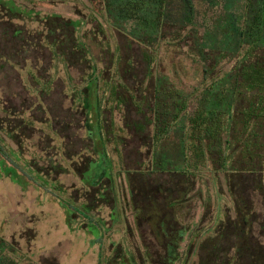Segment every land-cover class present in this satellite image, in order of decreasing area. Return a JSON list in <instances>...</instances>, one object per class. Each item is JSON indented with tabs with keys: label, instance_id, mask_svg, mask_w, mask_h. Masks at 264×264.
Listing matches in <instances>:
<instances>
[{
	"label": "rangeland",
	"instance_id": "1",
	"mask_svg": "<svg viewBox=\"0 0 264 264\" xmlns=\"http://www.w3.org/2000/svg\"><path fill=\"white\" fill-rule=\"evenodd\" d=\"M192 1L196 9V20L202 32L204 26L210 23L215 9L205 0ZM15 2L20 8L32 11L35 15L14 21L12 28L21 29L25 36L27 34L30 38H36L35 32L45 33L46 25L43 21L47 17L57 16L61 20L78 21L82 24L78 35L89 45L91 58L83 60L84 57L70 59L66 57V62H62L64 59L39 47L28 54H23L22 59L26 58V64L22 60H13L11 64L15 66L9 67V62L6 64L0 60V142L2 143L0 150L7 155H12L11 151H14L16 153L14 155L21 161L19 165L25 167L26 163L34 173L36 171L45 175L46 171H50V166L53 167L56 171H53V176L51 178L48 176V179L55 181L65 190L64 199L83 202L80 198L83 195L79 183L80 176L85 166H88L95 157V153L92 152L93 141L87 136L90 130L86 123L88 111L84 110L81 99H85L88 93L84 79L93 67L99 80L98 86L96 83L91 86L92 91L85 101L90 111L89 124L96 138L98 128L102 136L107 133L103 124L110 131L107 154L112 162L118 188L121 187L124 195H128L131 187L126 182L131 177L126 173H134L138 171L139 165H142L140 174L146 172L145 180L149 184L147 187L155 197L154 201L159 204L160 210L165 213L173 229L172 234L177 236L180 231L184 233L178 245L180 260L174 264H196L200 257V249L196 254L197 242L193 244V238L196 234L200 236L199 239L208 234V230L215 226L218 219L224 218L226 213L233 217V209L230 210L232 206L228 198L225 197L222 201L216 200L213 187L209 183L205 184V181L198 180V171H201L202 167L199 168L197 164L194 165L195 168H199L196 172L197 182L193 185L189 197L175 208L174 212L166 209L164 204L180 199L178 194H183L185 190L179 184L169 182L168 174L154 172L156 169L164 168V164L159 163L152 170L150 167L153 128L147 126L145 121V117L149 114L143 116V109L139 110L127 93L133 92L139 100L143 97L149 99L151 88L144 83L146 64L142 61L140 47L134 43L128 44L124 36L114 30H108L98 0H15ZM37 39L41 38L37 37ZM46 42L50 41L46 40ZM37 43L39 46L44 44L40 40H37ZM12 49L13 47L8 44V50ZM159 55L162 56L160 65L164 66L163 71L171 80L177 77L180 83L190 90L198 85L200 77L191 58L178 53L177 58H172V54L168 52L165 54L164 50H161ZM116 57L120 58L117 65L120 69L113 67V60ZM25 66L28 68L21 71ZM33 67L34 71L31 73L29 68L33 69ZM116 75H119L124 84L123 88L119 89V99L124 103L128 102L127 107L114 102V98L108 96V93L105 94L103 82L114 76L117 78ZM102 108L103 119L100 112ZM49 138L53 140L50 142ZM242 155L239 154L238 158ZM72 162H76L74 166L79 164L80 167L77 166L78 169L74 170L71 168ZM202 170L201 175H207L204 169ZM2 172L6 173L7 170L0 169V174ZM260 173L264 176V170ZM2 176L3 178H0V239L17 250L13 251L19 252L9 253L5 264H98L99 258L103 264L104 258L122 255V247L127 248L128 257L132 262L120 258L109 264H143L145 258L150 264H167L164 251L155 244L148 227L153 226L154 234H160L155 229L153 221L157 210L151 206L146 215L143 207L147 204L138 195L132 194L133 198H131L129 194L130 198L126 199L125 204L120 205L126 220L121 221L117 226L112 227L108 220V208L99 209V215L109 231L98 240L100 242L98 243L85 230L86 227L82 225L85 220L82 218H74L82 225H78L77 230L69 228L64 212L54 199L50 187H44L41 183L36 186L30 185L27 182L18 185L5 177L6 174ZM37 179L40 180L38 177ZM247 185L242 196L245 197L246 202L253 201L255 204L253 213L256 214L255 218L260 227L263 224L264 204L261 202V196L255 194L257 192L248 178ZM168 189L171 195L165 196ZM158 191L162 195H159ZM55 194L63 193L55 191ZM166 198L169 200H165ZM159 230L163 231V226L159 227ZM254 230L257 234L256 227ZM89 231L92 234L96 233L95 228H90ZM170 231L172 232L171 229ZM263 231L257 235L260 242L264 235ZM256 239L258 242V238ZM193 245L195 248L190 250Z\"/></svg>",
	"mask_w": 264,
	"mask_h": 264
},
{
	"label": "trees",
	"instance_id": "2",
	"mask_svg": "<svg viewBox=\"0 0 264 264\" xmlns=\"http://www.w3.org/2000/svg\"><path fill=\"white\" fill-rule=\"evenodd\" d=\"M205 1L215 10L210 23L200 32L192 0H98L108 30L121 34L128 44L134 43L141 49L142 61L146 64L144 83L151 88L149 99L143 97L139 100L133 92L127 93L137 108L143 109V116L149 114L145 121L153 128V167L164 164V168L154 172L162 170L169 175V182L179 184L185 190L178 194L181 198L173 200L170 207L175 209L189 197L200 167L207 175L202 176L203 170H199L198 180L213 187L216 200L222 201L225 197L230 200L233 217L226 213L208 230V234L201 239L199 235L194 237L199 240L198 264H264V235L261 242L257 236L264 230V211L263 224L260 223L259 227L253 213L255 204L246 202L242 196L248 178L264 204V176L260 173L264 170V0ZM34 15L32 11L20 8L15 0H0L1 21L7 24V42L13 47L8 50L9 54L13 56L15 51L28 54L41 47L64 59L62 62H66V57L90 60L89 45L78 35L82 26L78 21L47 17L43 21L45 33L35 32L36 38L12 28L14 21ZM21 40L24 44L22 49L19 47L20 53L16 46ZM37 40L44 44L39 46ZM161 50L172 54V58L178 55L191 58L200 77L198 85L190 90L177 77L171 80L164 73V66L160 65ZM119 62L120 58L116 57L113 67L117 68ZM91 68L84 79L89 92L95 83L98 86L99 80L95 69ZM116 76L103 82L105 94L127 107L128 102L119 99V89L124 84L119 75ZM84 106L88 108L86 102ZM103 126L107 131L104 136L99 128L97 138L94 131L90 136L95 157L88 165L90 169L92 166L98 169L85 174L82 182L92 187L103 182L105 192L98 195V200L111 201L116 195L112 162L107 154L110 131L105 124ZM11 152L12 155H7L0 150V169L7 170L0 174V178L6 174L5 177L18 185L37 181L34 172L26 164L21 167L19 157ZM239 154L243 155L238 158ZM196 164L199 168L194 167ZM42 183L48 184L47 181ZM97 192L90 194L91 202ZM61 207L70 224L71 206L61 202ZM163 220L174 235L168 247H174L170 249L175 251L183 233L180 231L175 236L166 218ZM13 250L17 251L0 239V264L7 262ZM15 251L14 254L19 253ZM175 257V254L168 253L170 261Z\"/></svg>",
	"mask_w": 264,
	"mask_h": 264
},
{
	"label": "flooded vegetation",
	"instance_id": "3",
	"mask_svg": "<svg viewBox=\"0 0 264 264\" xmlns=\"http://www.w3.org/2000/svg\"><path fill=\"white\" fill-rule=\"evenodd\" d=\"M2 17V19L4 18V14L1 16ZM1 17H0V60L2 61V62H5L6 64H8V62L10 63L11 61H13V60H20V59H22L23 58V54L20 52V50H19V47L22 49V44H24L23 42H22V40L21 41H17V42H20L17 46H16V49H17V51H19L21 54H18L16 51H15V54L12 56L11 54H9V51H8V47H7V44H8V42H7V34H8V29H7V24L4 22V21H1L2 19H1ZM3 22V23H2ZM14 25V24H13ZM12 25V26H13ZM25 40V39H24ZM23 63H27V61H26V58L23 60ZM8 66L9 67H14L11 63H10V65L8 64ZM1 68V67H0ZM28 68V66H25L24 68H22V70L21 71H23L24 69H27ZM29 70H30V72L32 73L33 71H34V67H33V69L32 68H29ZM27 76H28V73H27ZM29 77V76H28ZM85 89L87 90V87H85ZM80 91H81V89H80ZM79 91V92H80ZM87 96H86V98L85 99H88V97H89V91L87 90ZM80 95V94H79ZM85 99H81L82 101H81V103L82 104H84L85 102ZM99 101V100H98ZM99 103L97 102V105H98ZM85 106H83V108H84ZM84 110L85 111H88V114L86 115V116H88L87 117V119H86V123H87V125H88V129H90L89 131H88V133H87V136L90 138V136L92 135L91 133V131H93L92 130V127L90 126V124H89V118H90V111L88 110V108H84ZM103 111V109H101L100 110V112H102ZM101 117H102V119H103V112L101 113ZM88 121V122H87ZM104 122V121H103ZM95 123V122H94ZM27 125V124H26ZM28 126V125H27ZM91 139V138H90ZM53 139L52 138H49L48 139V141H52ZM42 150H44V149H42ZM46 150V149H45ZM44 150V151H45ZM152 150V149H151ZM92 152H93V150H92ZM153 150H152V153H151V159H150V167H151V170L153 169V160H152V157H153ZM63 156H64V154H63ZM70 158H72V157H70ZM81 162H82V159L80 160ZM75 163L76 162H72V167L71 168H73L74 170H77L79 167H80V165L78 164L77 166H78V168H77V166H74L75 165ZM26 164V163H25ZM75 167H76V169H75ZM97 167L95 168V167H93V168H91L90 169V166L88 165H86L85 166V170H84V172H83V174H81V180L79 181V183H81V189H82V196L80 197L81 199H83V202H80L79 203V201L78 202H76L74 199L72 200V199H67L66 198V200L64 199V197L63 196H66L65 194H66V192H65V190L64 189H62L57 183H55V181H51V179H48V176L51 178V176H53L52 175V172L53 171H56L53 167H51L50 166V171H46V173H45V175H41V174H39L38 172H36L35 171V175L36 176H34V180H37V181H34V182H31L30 181V185H32V184H35V186L38 184V183H41L44 187H50L51 189L50 190H53V192H52V194H53V197H54V199L56 200V202H57V204L59 205V207L62 209V211L64 212V217H65V221H66V224L69 226V228H71V230L73 229V230H77L78 229V225H80V226H82V225H84V227H86V231H87V233H89L90 235H92V237H93V239H95L97 242H98V240L99 239H101L102 238V236H104V234L106 235V233L109 231L108 229H107V226H106V223H105V221L103 220V218L102 217H100V215H99V213H100V210H102L103 208H108V210H109V217H108V220L110 221V223H111V225H112V227H114V226H117L118 224H120L121 223V221L123 222L124 220H126V217H125V214L123 213V211H122V208H121V204H125V202H126V199L127 198H130L129 197V194H130V196H131V198H133L132 197V194L133 195H138L142 200H144L146 203L145 204H147V206H145V207H143V208H145V210H146V215H147V212H148V209L151 207V206H154L155 207V209L157 210V213H156V215H155V217H154V226H155V229H157L159 232H160V234L158 233V234H154V232H153V226H148L149 227V231H150V233L153 235V238H154V241H155V244L156 245H158L163 251H164V259L167 261V264H174V262H176V261H178V260H180V253H178L179 252V247H178V245H179V242L182 240V237L184 236V233L183 232H181V233H183V236H181V238L179 239V241H178V245H177V247L175 248V251H172L171 249L172 248H174V247H168V245H169V240H171V238L174 236V235H171V231H170V229H168L167 228V225H165L164 223H163V219L164 218H166L165 217V213L164 212H162L160 209V207H159V204L156 202V201H154V199L153 198H155V197H153V194H152V192L151 191H149V189H148V187H147V185H149L147 182H146V180H145V174H146V172L145 171H143V173L142 174H140V170L141 169H143V166L142 165H139V169H138V171H136V172H134V173H126L128 176H130L131 178H130V180H128L126 183H127V185L129 186V187H131V190H130V188H129V192H128V195H124V193H123V190H122V188L120 187V185H119V187H120V189L118 188V184H117V182H115V175H114V173H113V168H112V176H113V179H114V185H115V188H114V194L116 195V197L115 198H113L111 201H104L103 199H105V198H103L102 200H98L99 198H98V195H101V194H103V192H105V187H104V184H103V182H101L99 185H95L94 187H92V186H90V185H87V184H84L83 182H82V180H83V176L85 175V174H87L89 171H97ZM33 172V171H32ZM157 172H163V171H157ZM118 173H120V172H118ZM165 173V172H164ZM131 174V175H130ZM135 174V175H134ZM133 175V176H132ZM119 176V175H118ZM37 177L40 179V180H38L37 179ZM132 178L134 179V181L132 182ZM136 179V180H135ZM143 179V182H141L140 180H142ZM42 181H47V185L45 186L44 185V183H42ZM129 182V183H128ZM56 184V185H55ZM59 186V187H58ZM55 191H61L63 194L62 195H57V194H55ZM92 191H98L97 193V195L95 196L96 198H93L94 199V201L93 202H91V199H90V194L92 193ZM168 193L165 195V196H167V195H171V193L169 192V189H168V191H167ZM158 193H159V195H162V193H160L159 191H158ZM56 196V197H55ZM165 196H163V199L165 198ZM107 200H109V199H107ZM165 200H169L168 198H166ZM131 201V200H130ZM61 202H63V204H69V206H71V210H70V212L72 213V215H70L68 218H70L71 217V222H70V224H68V221H67V214H66V212H65V210L61 207ZM165 203V202H164ZM129 204V203H128ZM170 204L171 203H166V204H164L165 205V207H166V209L169 211V212H174V210H176V209H173V208H171L170 207ZM183 204V203H182ZM179 205H181V203L179 204ZM179 205H177L175 208H177ZM130 206H128V208H129ZM100 209V210H99ZM159 213H161V214H159ZM164 215V216H163ZM76 217H79V218H82L83 220H85L83 223H82V225L81 224H79V221H75L74 220V218H76ZM145 221H146V223H147V217L145 216ZM167 220V219H166ZM168 221V220H167ZM135 222H136V220H135ZM174 222H176V221H174ZM169 224V223H168ZM137 226V225H136ZM163 226V231H161V230H159V227H162ZM169 226V225H168ZM192 227V226H191ZM80 228H82V227H80ZM90 228H95L96 229V233L95 234H92L90 231H89V229ZM190 231V230H189ZM196 235H198V234H196ZM193 244H194V242H197L196 243V254H197V252H198V249H199V246H198V243H199V240H194V238H193ZM98 243H100V242H98ZM195 245H193V246H191L190 247V250H192V248L194 247ZM171 248V249H170ZM195 248V247H194ZM126 249L127 248H124V247H122V249H121V251L123 252L122 253V255H119V256H112V257H108V258H104L103 259V264H109L111 261H117V260H119L120 258H125V260H127V261H131L132 262V260L128 257V254H127V251H126ZM20 250V249H19ZM21 251V250H20ZM173 253V254H175L176 255V257H175V259L174 260H169V259H171V258H168V253ZM149 258V257H148ZM200 258V257H199ZM144 260H146L145 262H143V264H150L148 261H147V259L145 258ZM198 262H199V259H198ZM198 262L196 263V264H198ZM98 264H102V261H101V259L99 258V260H98Z\"/></svg>",
	"mask_w": 264,
	"mask_h": 264
}]
</instances>
